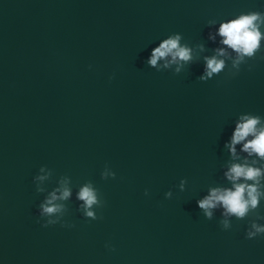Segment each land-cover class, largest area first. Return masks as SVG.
Returning a JSON list of instances; mask_svg holds the SVG:
<instances>
[{
	"label": "water",
	"instance_id": "1",
	"mask_svg": "<svg viewBox=\"0 0 264 264\" xmlns=\"http://www.w3.org/2000/svg\"><path fill=\"white\" fill-rule=\"evenodd\" d=\"M251 13L260 46L241 60L219 29ZM175 35L191 60L149 65ZM213 56L224 67L201 80ZM246 115L264 126V0H0V264H264V233L247 238L264 226V158L229 147ZM237 163L261 170L236 181L257 184L256 208L207 218L197 201L232 188Z\"/></svg>",
	"mask_w": 264,
	"mask_h": 264
},
{
	"label": "clouds",
	"instance_id": "2",
	"mask_svg": "<svg viewBox=\"0 0 264 264\" xmlns=\"http://www.w3.org/2000/svg\"><path fill=\"white\" fill-rule=\"evenodd\" d=\"M260 19L259 13H251L248 15H241L234 20L222 23L219 29V34L223 37L222 43L232 48L238 54L239 59H243L244 56L251 57L260 46L261 32L258 25L255 23ZM180 36H171L168 39L163 40L158 47L152 49L151 55L148 59V64L156 67L158 60L171 56L172 62L191 60V49L181 46L179 44ZM219 52L223 54V49ZM207 66L205 69L206 76H201L200 79L204 80L207 77H211L213 73H218L224 67V61L217 59L215 56L205 58ZM168 64H165L167 67ZM179 71V69H177ZM114 78L110 76L111 80ZM260 123L259 116L246 115L242 116L240 121L236 124L235 130L232 134L230 151L235 154V145L241 141H245L243 144V150L257 154L259 157L264 158V126L258 127ZM251 136L252 139H246ZM43 171V168H41ZM109 173L102 172L101 177L107 179ZM115 178V172L110 174ZM228 179L233 181L232 188H213L210 190L209 195L203 199L197 201V205L202 209L207 218L212 217V209L217 205H221L224 208L225 215H235L237 218H243L251 208H256L258 203V196L260 195L257 184L236 183L241 178L244 181L253 180L258 181L261 176V170L245 164H233L229 171L225 174ZM39 180H43V176L37 177ZM183 187V182L181 183ZM147 195V189L145 190ZM71 193L69 188L64 187L59 196L56 191H53L46 201L40 205L41 216L50 217L46 220L43 226L55 225L59 221L58 219H51L55 214L62 213L64 205L55 203L57 200H66L70 197ZM171 193H166V196H170ZM78 199L84 202L83 208L85 215L93 220L98 219L95 212L92 210L93 205H100V201L97 199L96 191L92 188L91 184L84 185L79 193ZM102 217H99L101 219ZM39 222V221H38ZM224 227H228V221H223ZM62 226H64L62 224ZM252 227L255 231H248L247 238L251 239L257 233H264V226H259L253 223Z\"/></svg>",
	"mask_w": 264,
	"mask_h": 264
}]
</instances>
